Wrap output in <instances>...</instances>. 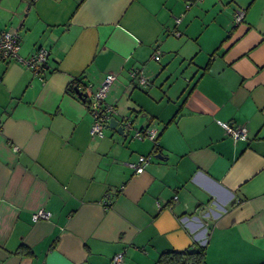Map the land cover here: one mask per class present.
<instances>
[{
    "label": "crops",
    "instance_id": "obj_1",
    "mask_svg": "<svg viewBox=\"0 0 264 264\" xmlns=\"http://www.w3.org/2000/svg\"><path fill=\"white\" fill-rule=\"evenodd\" d=\"M204 2L0 0L19 55L49 50L43 77L0 63V264H112L120 251L119 264H161V252L197 244L205 264L264 263V0L215 14L199 61L195 34L178 27L184 5ZM226 33L238 36L224 47ZM141 67L145 87L128 72ZM110 72L118 124L154 127L156 144L128 129L89 135L88 99L72 88ZM217 120L244 124L247 139ZM140 154L151 161L135 172ZM38 208L49 218L32 220Z\"/></svg>",
    "mask_w": 264,
    "mask_h": 264
},
{
    "label": "built area",
    "instance_id": "obj_2",
    "mask_svg": "<svg viewBox=\"0 0 264 264\" xmlns=\"http://www.w3.org/2000/svg\"><path fill=\"white\" fill-rule=\"evenodd\" d=\"M188 5V4H187ZM243 10L236 9L234 12V18L236 21H240L243 19ZM174 21L176 23L180 22V17H175ZM173 33L176 35H180L177 29L173 30ZM20 35L18 29H1L0 28V63H7L11 60H19L24 66L32 71L34 75L38 77H43V75L48 71V56L49 50L46 47L39 46L33 52H31L26 57H21L17 51H19L20 46ZM161 54V49L156 47L152 54V59H159ZM130 77L135 79L139 86L145 87L151 84L150 78L144 73L143 68L131 69L128 71ZM117 78V74L110 72L106 73L99 85L95 88H92L90 83L85 84H77V88L85 91L89 90L85 99L87 100V107L89 113L92 117L90 127H89V135L92 138L99 139L103 137L105 125L108 122L109 118L112 117L117 110L113 103L107 101V94L110 86L114 83ZM86 92V91H85ZM124 129H128L132 131V136L137 139H142L144 137L152 140L156 144L157 133L156 129L152 126L136 128L133 127L130 119L125 117L123 121ZM217 122L222 126V128L228 133L233 141H237L239 139L246 140L248 129L244 124H233L228 121L217 120ZM13 149L18 150L17 146H14ZM151 161V154H140L138 158L134 162L127 163L130 167H132L135 172H142L146 165ZM105 203H109V201H105ZM50 216V211L44 208H38L37 210L32 212V220L38 219H48ZM124 253L123 251L117 252L113 255L112 264H119L123 260Z\"/></svg>",
    "mask_w": 264,
    "mask_h": 264
},
{
    "label": "rangeland",
    "instance_id": "obj_3",
    "mask_svg": "<svg viewBox=\"0 0 264 264\" xmlns=\"http://www.w3.org/2000/svg\"><path fill=\"white\" fill-rule=\"evenodd\" d=\"M196 2H202V0H196ZM196 2L192 3L189 7L195 5ZM236 2H238V0H205L203 4H199L197 9L193 11L190 8H185V5L183 6V14H181V21L183 22L178 27V29H180V31L183 33L182 38H189V36H193V34H195V40H192L194 38L192 37L190 43L191 45L192 43L196 45L195 50L198 51V60H202V58L205 56V49L215 46L211 44L214 42V33L218 30V27H216V21L212 19L213 16L215 14H222L224 12L226 13L227 7L231 6L233 8L234 5L237 4ZM187 25H189L188 31H185ZM227 34L228 33L221 37V42L219 41V43L223 44L224 47H227L231 44V42H234L238 36L236 34L235 36H231V34L228 36ZM217 35L220 36V33ZM218 45H216V47ZM207 57L209 56L207 55Z\"/></svg>",
    "mask_w": 264,
    "mask_h": 264
},
{
    "label": "trees",
    "instance_id": "obj_4",
    "mask_svg": "<svg viewBox=\"0 0 264 264\" xmlns=\"http://www.w3.org/2000/svg\"><path fill=\"white\" fill-rule=\"evenodd\" d=\"M185 1L188 5L196 2V0ZM208 65L209 61L204 65V67H202V71L206 70ZM77 86H73L72 89L75 90ZM83 99L86 101L85 98ZM158 256V262L161 264H205L204 246L201 244H197L194 249L183 248L182 250H166L161 252Z\"/></svg>",
    "mask_w": 264,
    "mask_h": 264
},
{
    "label": "water",
    "instance_id": "obj_5",
    "mask_svg": "<svg viewBox=\"0 0 264 264\" xmlns=\"http://www.w3.org/2000/svg\"><path fill=\"white\" fill-rule=\"evenodd\" d=\"M75 90H76V93L78 94V96L81 97L80 99L86 98L87 93L85 91H82V90H80L78 88H76ZM105 127L115 128V130H117L119 133H123L124 132L123 125L122 124H118L117 119L114 116L109 118V120L106 123ZM155 157L161 158V156L159 154L156 155Z\"/></svg>",
    "mask_w": 264,
    "mask_h": 264
}]
</instances>
